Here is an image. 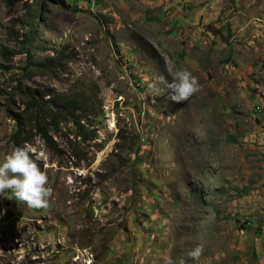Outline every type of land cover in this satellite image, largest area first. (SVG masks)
Segmentation results:
<instances>
[{
    "label": "rangeland",
    "instance_id": "rangeland-1",
    "mask_svg": "<svg viewBox=\"0 0 264 264\" xmlns=\"http://www.w3.org/2000/svg\"><path fill=\"white\" fill-rule=\"evenodd\" d=\"M167 3L0 0V157L37 98L19 143L52 190L0 195V264H264V0Z\"/></svg>",
    "mask_w": 264,
    "mask_h": 264
},
{
    "label": "clouds",
    "instance_id": "clouds-1",
    "mask_svg": "<svg viewBox=\"0 0 264 264\" xmlns=\"http://www.w3.org/2000/svg\"><path fill=\"white\" fill-rule=\"evenodd\" d=\"M176 27L177 34L178 24ZM157 79L170 90L169 99L174 102L187 101L200 88L196 77L186 69L172 73L170 82L163 75ZM29 151L26 145L13 146L9 152L0 157V195L10 194L16 201L24 202L29 208H46L52 190L46 187L47 176L30 158ZM202 252L203 245L197 244L187 252V257L192 264H196ZM163 264H173V261L164 258ZM178 264H187V262L181 258Z\"/></svg>",
    "mask_w": 264,
    "mask_h": 264
},
{
    "label": "trees",
    "instance_id": "trees-1",
    "mask_svg": "<svg viewBox=\"0 0 264 264\" xmlns=\"http://www.w3.org/2000/svg\"><path fill=\"white\" fill-rule=\"evenodd\" d=\"M38 99L37 98H29L28 101H26L25 105H24V109H23V113L22 114H19V113H16V114H13L12 117L14 119V121L16 122V126H15V133H14V139H15V143H16V146H21L20 145V141H19V137L22 133V117L26 116V115H29V116H35V118L33 119V122H37L36 125L39 126V127H42V128H45L43 125H42V122H41V118H38L36 115L38 113H36L37 111V104H38ZM49 102V101H48ZM57 105V104H55ZM67 105V106H66ZM66 108H75L74 107V101H67L64 105ZM39 134L44 138L46 139L47 141L51 140V137L49 136L48 134V131L46 132V129L42 130L40 128V131H39Z\"/></svg>",
    "mask_w": 264,
    "mask_h": 264
},
{
    "label": "crops",
    "instance_id": "crops-1",
    "mask_svg": "<svg viewBox=\"0 0 264 264\" xmlns=\"http://www.w3.org/2000/svg\"><path fill=\"white\" fill-rule=\"evenodd\" d=\"M169 3L162 4L164 12L168 9L169 13H177V11H180V7H178L179 3L181 1H188V0H167ZM159 2H162V0H159ZM190 15V12L187 10V12L184 14V16L181 15V19L177 21V24H181L185 21V18H187ZM261 84L258 86L259 90H257V94L255 96V103L261 104V110L259 111V118H263L264 116V73L261 75ZM259 91V93H258ZM262 98H260V96ZM260 126H264V121H260ZM261 244L264 245V242ZM263 248V247H262Z\"/></svg>",
    "mask_w": 264,
    "mask_h": 264
}]
</instances>
